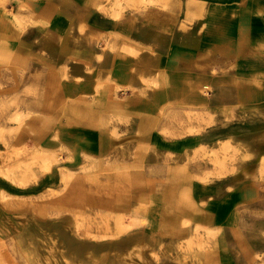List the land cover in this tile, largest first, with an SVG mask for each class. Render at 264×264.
<instances>
[{"label": "rangeland", "instance_id": "374dc122", "mask_svg": "<svg viewBox=\"0 0 264 264\" xmlns=\"http://www.w3.org/2000/svg\"><path fill=\"white\" fill-rule=\"evenodd\" d=\"M253 1L0 0V264H264Z\"/></svg>", "mask_w": 264, "mask_h": 264}, {"label": "bare ground", "instance_id": "6f19581e", "mask_svg": "<svg viewBox=\"0 0 264 264\" xmlns=\"http://www.w3.org/2000/svg\"><path fill=\"white\" fill-rule=\"evenodd\" d=\"M257 1H259V3H260V0H256V2H254V6L255 7H260V4L257 2ZM131 2V1H130ZM247 5H248V3H247ZM262 6H264V5H262ZM247 7V6H246ZM228 8V7H227ZM251 8H252V6H251ZM261 8V7H260ZM232 9V8H231ZM212 10V9H211ZM215 9H213L212 11H214ZM217 10V9H216ZM223 10V9H222ZM251 10V9H250ZM227 11V10H226ZM215 12V11H214ZM218 12V11H217ZM216 12V13H217ZM220 12H222L223 13V11H220ZM220 12H218V13H220ZM225 12V11H224ZM235 12V11H234ZM221 13V14H222ZM228 13H229V11H228ZM260 13V12H259ZM252 14H254L253 13V10H252ZM213 15H215V13L213 14ZM219 16H220V14H218ZM135 16V15H134ZM149 16V15H148ZM159 16V15H158ZM212 15H210V17H211ZM217 16V15H216ZM234 16H235V14H234ZM255 16H256V14H255ZM145 17V16H144ZM157 17V16H156ZM214 18H212V20L211 21H213V24H214V26H212V28H211V32H213V35H214V39L216 40V38H218L217 37V35L218 34H215V33H218V29L220 28V26H219V24L220 23H222V22H224L225 20L224 19H220L219 17H215V16H213ZM231 17H233V16H231ZM211 18H209V19H211ZM110 21H112L113 23L116 21V23H118V21H120V20H110ZM172 21H173V18H172ZM115 23V24H116ZM209 23V22H208ZM211 23V22H210ZM119 24V23H118ZM209 26V25H208ZM211 27V26H210ZM254 28H257L258 27V24H256V25H254L253 26ZM129 29V28H128ZM131 30V29H130ZM207 30H209V29H207ZM215 32V33H214ZM250 32H252V31H250ZM222 32H220L219 33V37H220V34H221ZM136 37L137 38H139V39H144V41L143 42H145L146 44H149V45H152V46H157V45H160V48L161 47H165V42H164V40H163V38H159V39H162V41L161 42H157V40H151L150 41V39H149V41H147L144 37H142V35L141 34H139L138 33V31L136 32ZM262 40H264V34H262L261 35V37H260ZM256 39H257V36H256ZM258 40H259V37H258ZM130 41V40H129ZM135 43V42H134ZM152 48V47H151ZM262 48H264V45H262ZM152 50V49H151ZM142 53H140V55H141ZM254 55L255 54H257L258 55V58H256V62H255V65L253 66L254 68H252V69H250V71L251 72H255V71H257L258 70V68L260 67V66H264V62H262V57H261V54H264V49H262L261 51H258V52H255V53H253ZM142 57H145V56H140L139 58H142ZM254 61V60H253ZM252 61V62H253ZM119 62V61H118ZM113 63V62H112ZM138 64V63H137ZM175 64V63H174ZM166 68V67H165ZM70 72V71H69ZM155 74V73H154ZM62 76V75H61ZM71 76V75H70ZM69 76V78H71ZM75 77V76H74ZM62 78V77H61ZM78 78V77H77ZM88 78V77H87ZM140 78V77H139ZM175 78H177V74L175 75V77H173V80H174V82L176 83V84H178V83H180V82H177V80L175 79ZM72 80V79H71ZM198 81V80H197ZM148 83H150V80H149V82ZM73 84V83H72ZM77 84V83H76ZM81 84V83H80ZM145 86V85H144ZM239 86L240 87H238L237 88V91H236V93H238V95H240L242 98H244V99H250V100H252L253 101V103H256L258 100H260V99H262V98H264V82H260V83H252V82H247V81H240L239 82ZM67 87V86H66ZM80 87V86H79ZM114 87V86H113ZM93 88H95V87H93ZM145 88H146V86H145ZM141 89H143V88H141ZM155 89V88H154ZM153 89V90H154ZM141 91V90H140ZM79 92H81V91H79ZM85 92V91H84ZM153 94V93H152ZM147 95V94H146ZM99 98V97H98ZM98 98H97V100H98ZM146 98H148V96H146ZM137 102V101H136ZM97 104V103H96ZM95 104V105H96ZM100 104V103H99ZM104 105V104H103ZM262 106H264V102H262V104H261ZM103 107V106H102ZM30 111V110H29ZM91 116V115H90ZM95 117H97V116H95ZM197 117V116H196ZM90 118V117H89ZM173 118V117H172ZM91 119V118H90ZM93 120V119H92ZM87 121V120H86ZM88 122V121H87ZM90 122V121H89ZM94 122V121H93ZM181 123V122H180ZM92 124V123H91ZM90 124V125H91ZM260 124H264V123H260ZM260 124H256V125H260ZM255 125V126H256ZM94 127V126H93ZM96 127V126H95ZM256 128V127H255ZM227 129V128H226ZM222 131H223V129H221ZM221 130H220V132H221ZM224 133H225V130L223 131ZM223 132H221V134H224ZM218 135H220V134H218ZM201 138V137H200ZM200 141V140H199ZM208 141V140H207ZM253 142L256 144V148L257 149H261V150H264V133H258V135H256L255 137H254V139H253ZM96 143H97V141H96ZM103 151V150H102ZM220 155V154H219ZM222 162V161H221ZM203 180V179H202ZM121 221V220H120ZM119 222V221H118ZM126 226L127 225H124V224H122L121 222L120 223H118V227H116V228H118L120 231H123V229H126ZM133 227V226H132ZM124 232V231H123ZM88 239V238H87ZM140 239V238H139ZM129 240V239H128ZM136 240V239H135ZM135 240H130V242L131 241H133V242H135ZM112 242V241H111ZM115 242H117V241H115ZM122 243H103V244H101V245H95V247H97V248H101V249H106V248H112L113 246L116 248V246H120ZM131 244H132V242H131ZM196 244V243H195ZM198 245V244H197ZM89 246V245H88ZM113 247V248H114ZM197 247V246H196ZM199 247H200V245H199ZM135 251V250H134ZM197 252H198V250H197ZM126 256V255H125ZM196 257V256H195ZM130 258V257H129ZM211 264V263H210Z\"/></svg>", "mask_w": 264, "mask_h": 264}, {"label": "crops", "instance_id": "0c3cea01", "mask_svg": "<svg viewBox=\"0 0 264 264\" xmlns=\"http://www.w3.org/2000/svg\"><path fill=\"white\" fill-rule=\"evenodd\" d=\"M84 1H89V0H84ZM171 20H172V18H171ZM117 24V23H116ZM189 32V31H188ZM138 41L139 40H141V41H137V43L139 44V45H141V42H143L144 41V39H139V38H137V37H135ZM145 38V37H144ZM147 41H149V39L148 38H145ZM148 46H150V48L151 49H154V48H156L157 49V47L156 46H152V45H149V44H147ZM166 45V44H165ZM262 67H264V66H262ZM252 68H254V67H251L250 69H252ZM250 69L248 70L250 73H256L257 71H255V72H251L250 71ZM262 69H264V68H262ZM243 73H249V72H247V71H245V70H243L242 71ZM262 74H264V73H262ZM240 81H247V82H251V80H249V79H237V82H240Z\"/></svg>", "mask_w": 264, "mask_h": 264}]
</instances>
